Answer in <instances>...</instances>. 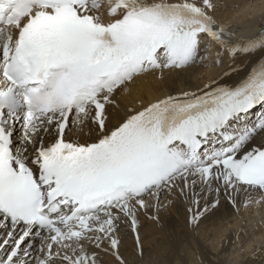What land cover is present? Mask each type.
Instances as JSON below:
<instances>
[{
    "label": "snow or ice",
    "instance_id": "snow-or-ice-1",
    "mask_svg": "<svg viewBox=\"0 0 264 264\" xmlns=\"http://www.w3.org/2000/svg\"><path fill=\"white\" fill-rule=\"evenodd\" d=\"M216 10L0 0V264H127V232L142 257L140 216L177 195L194 227L264 204V28L237 37ZM210 56L217 76L122 106L138 77Z\"/></svg>",
    "mask_w": 264,
    "mask_h": 264
},
{
    "label": "bare ground",
    "instance_id": "bare-ground-1",
    "mask_svg": "<svg viewBox=\"0 0 264 264\" xmlns=\"http://www.w3.org/2000/svg\"><path fill=\"white\" fill-rule=\"evenodd\" d=\"M216 3L217 19L237 37H251L264 28V0H216ZM223 70L224 65L215 66L210 56L204 64L179 74L166 73L162 80L155 75L141 76L130 85L131 92L121 96L120 102L122 106L139 108L141 100L147 102L181 89H194ZM188 207L177 195L160 211L159 222L142 214L139 234L143 256L138 255L135 236L128 231L121 247L127 264H264V204L241 206L237 211L222 200L195 227L188 222Z\"/></svg>",
    "mask_w": 264,
    "mask_h": 264
}]
</instances>
